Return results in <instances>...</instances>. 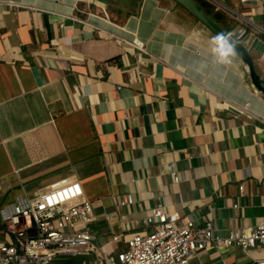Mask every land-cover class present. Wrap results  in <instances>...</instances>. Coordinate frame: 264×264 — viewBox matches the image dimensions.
I'll return each mask as SVG.
<instances>
[{
	"label": "crops",
	"instance_id": "crops-1",
	"mask_svg": "<svg viewBox=\"0 0 264 264\" xmlns=\"http://www.w3.org/2000/svg\"><path fill=\"white\" fill-rule=\"evenodd\" d=\"M219 2L264 80V0ZM214 36L172 0H0V208L74 178L106 249L156 205L221 236L255 225L264 94ZM259 258L210 241L189 264Z\"/></svg>",
	"mask_w": 264,
	"mask_h": 264
},
{
	"label": "built area",
	"instance_id": "built-area-1",
	"mask_svg": "<svg viewBox=\"0 0 264 264\" xmlns=\"http://www.w3.org/2000/svg\"><path fill=\"white\" fill-rule=\"evenodd\" d=\"M206 1L221 9L220 0ZM249 1L237 0L242 5ZM261 9L264 13V5ZM126 200L130 201L128 195ZM94 220L78 180L64 178L43 186L0 208V264H58L59 258L73 256L83 257L79 264H189L210 241L264 250V217L248 229L230 228L221 236L213 234L206 216L199 224L183 218L178 225V212L156 205L142 219L145 229L107 238L121 245L115 251L92 234ZM255 264H264V258Z\"/></svg>",
	"mask_w": 264,
	"mask_h": 264
},
{
	"label": "water",
	"instance_id": "water-1",
	"mask_svg": "<svg viewBox=\"0 0 264 264\" xmlns=\"http://www.w3.org/2000/svg\"><path fill=\"white\" fill-rule=\"evenodd\" d=\"M184 10H186L193 18L200 24L205 26L215 36L219 33H226L221 29L211 17L202 9V7L195 0H172ZM231 41L235 42V54L240 58L245 66V74L249 84L256 91L264 94V80L256 73L253 60L247 49L241 42L231 36Z\"/></svg>",
	"mask_w": 264,
	"mask_h": 264
},
{
	"label": "trees",
	"instance_id": "trees-1",
	"mask_svg": "<svg viewBox=\"0 0 264 264\" xmlns=\"http://www.w3.org/2000/svg\"><path fill=\"white\" fill-rule=\"evenodd\" d=\"M202 9L211 17V19L226 33H231L233 37V29L238 25L237 21L225 14L221 10L216 9L212 4L205 0H195ZM1 227V226H0ZM83 259L82 256H73L66 258H59L58 264H79Z\"/></svg>",
	"mask_w": 264,
	"mask_h": 264
},
{
	"label": "clouds",
	"instance_id": "clouds-1",
	"mask_svg": "<svg viewBox=\"0 0 264 264\" xmlns=\"http://www.w3.org/2000/svg\"><path fill=\"white\" fill-rule=\"evenodd\" d=\"M212 51L217 55V59L222 64L230 63V57L235 53V42L231 41V33H219L212 37Z\"/></svg>",
	"mask_w": 264,
	"mask_h": 264
},
{
	"label": "rangeland",
	"instance_id": "rangeland-1",
	"mask_svg": "<svg viewBox=\"0 0 264 264\" xmlns=\"http://www.w3.org/2000/svg\"><path fill=\"white\" fill-rule=\"evenodd\" d=\"M218 10H221V9L219 8ZM0 229H2V228L0 227ZM1 232H2V230H1ZM116 246L118 248V247H120V244L119 243H116V242H112V247H113L112 250L113 251H115L117 249ZM62 258H66V257H62Z\"/></svg>",
	"mask_w": 264,
	"mask_h": 264
}]
</instances>
